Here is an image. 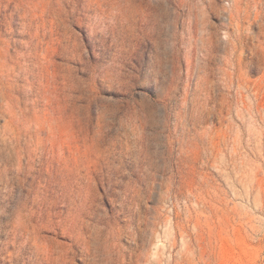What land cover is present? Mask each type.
<instances>
[{
  "label": "rangeland",
  "instance_id": "374dc122",
  "mask_svg": "<svg viewBox=\"0 0 264 264\" xmlns=\"http://www.w3.org/2000/svg\"><path fill=\"white\" fill-rule=\"evenodd\" d=\"M0 264H264V0H0Z\"/></svg>",
  "mask_w": 264,
  "mask_h": 264
}]
</instances>
